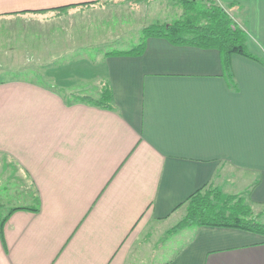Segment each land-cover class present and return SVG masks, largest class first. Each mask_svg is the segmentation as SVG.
Here are the masks:
<instances>
[{
	"label": "crops",
	"instance_id": "crops-1",
	"mask_svg": "<svg viewBox=\"0 0 264 264\" xmlns=\"http://www.w3.org/2000/svg\"><path fill=\"white\" fill-rule=\"evenodd\" d=\"M183 1L0 0V55L25 20L41 65L27 76L47 78L0 80V264H128L159 228L148 248L163 261L154 264H264V234L166 232L207 184L264 207V0H214L259 58L234 54L229 70L219 50L163 37L147 38L139 56L93 58L70 50V39L59 47L53 32L67 10L144 11L155 16L148 27L182 15ZM105 83L112 109L64 94L100 95Z\"/></svg>",
	"mask_w": 264,
	"mask_h": 264
},
{
	"label": "trees",
	"instance_id": "trees-1",
	"mask_svg": "<svg viewBox=\"0 0 264 264\" xmlns=\"http://www.w3.org/2000/svg\"><path fill=\"white\" fill-rule=\"evenodd\" d=\"M142 33V39L135 47L107 54L139 56L145 51L147 38L163 37L174 45L219 50L225 70H229L234 54L259 60L247 48L245 29L224 6L214 0H184L183 13L178 19L155 23L145 27ZM78 100L113 108L112 91L108 83L102 85L99 97H81ZM6 219H3L0 227ZM192 226L238 228L264 234V222L259 214L254 213L243 195L226 194L213 184L205 185L188 198L186 214L175 229Z\"/></svg>",
	"mask_w": 264,
	"mask_h": 264
},
{
	"label": "rangeland",
	"instance_id": "rangeland-1",
	"mask_svg": "<svg viewBox=\"0 0 264 264\" xmlns=\"http://www.w3.org/2000/svg\"><path fill=\"white\" fill-rule=\"evenodd\" d=\"M180 13L181 11L167 12L166 17L169 21H172L178 19L181 16ZM231 13V15L235 16L232 11ZM153 17L155 18L154 15L149 16L148 13L144 11L136 12L133 10L127 11L126 9L119 11L116 9L114 11H98L96 9L94 10L88 8L83 10L72 9L62 12L60 17L62 20L57 22L62 21V23L65 24L56 26V30L53 32H55V38L60 42L58 44L59 47H63L64 45L69 46V43L67 42L70 39L72 42L70 45V50H74L76 53L79 52L80 54L88 53L91 57L97 58L108 51L111 52L135 47L139 43L140 37L143 36V28L145 25L150 24L154 20ZM20 22V25L17 24V28L15 29V32L18 34L15 36V38H13V40H8V43L3 47V51L1 52L0 56L2 58H0V80L4 78H15L14 76L20 75L26 76L23 78L37 81H40L41 79L42 82H46L47 78L42 74L34 75L35 77L27 76L29 73L37 71L36 67L38 65L40 67L41 65L37 64L39 59H37V55H34L31 51V34H29L28 30L33 29L26 25L28 22L25 20H20ZM15 50L19 51V53L15 54ZM23 56H26L25 59H22ZM65 95L70 101L78 100L81 97H90L94 99L99 97L98 91L92 87H83L75 91L72 90L70 92H66ZM2 197L5 196L2 195ZM253 211L254 213L259 214L261 221L264 222V207L255 206ZM182 212L184 213V209L181 211V213ZM179 216L180 214L175 217V219H177L175 224L172 226H168L169 224L167 225L168 230H166V232L168 231V237L171 236L170 238L172 239L176 237L174 234L177 232L175 227H177L180 221ZM163 229L164 228L156 229L157 231L154 235V238H148L146 236L142 238V240H140L141 243L138 249L136 248L132 252L128 264H142L144 254L147 255L148 264H154L163 261V256L161 255V258H159L158 252H156L155 249H152V251L149 249L155 246L154 243L159 238V235L161 236ZM152 232H154V229H152ZM179 240L181 239L178 238V241ZM170 242L171 243L167 245L169 249H167L168 251L165 260L166 258L168 259L169 250L174 249L177 246L176 240H171ZM145 245L147 249L144 250ZM145 262L147 264V261Z\"/></svg>",
	"mask_w": 264,
	"mask_h": 264
}]
</instances>
